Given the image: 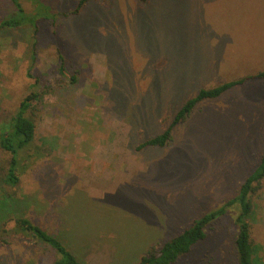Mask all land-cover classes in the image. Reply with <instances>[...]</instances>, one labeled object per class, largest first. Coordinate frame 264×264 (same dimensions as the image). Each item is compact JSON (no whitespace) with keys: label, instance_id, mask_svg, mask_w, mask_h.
<instances>
[{"label":"rangeland","instance_id":"1","mask_svg":"<svg viewBox=\"0 0 264 264\" xmlns=\"http://www.w3.org/2000/svg\"><path fill=\"white\" fill-rule=\"evenodd\" d=\"M47 2L59 15L39 22L35 63L29 28L0 30V128L33 85L41 94L21 181L0 184L17 200L0 210V264L55 260L17 217L85 264H138L233 199L264 156L259 78L197 103L166 146L138 149L200 90L264 72V0H90L77 15L79 0ZM14 12L0 0V19ZM252 200L264 264V180ZM237 213L229 208L175 264H239Z\"/></svg>","mask_w":264,"mask_h":264},{"label":"trees","instance_id":"2","mask_svg":"<svg viewBox=\"0 0 264 264\" xmlns=\"http://www.w3.org/2000/svg\"><path fill=\"white\" fill-rule=\"evenodd\" d=\"M30 1L32 3V8L27 10L23 7L20 0H10L14 5L15 12L6 18L0 19V30L29 28L32 31L31 60L35 63L38 53L39 22L42 20L54 22L59 13L52 8L47 0ZM89 1L90 0H79L72 14H79ZM141 1L146 2L147 0ZM59 61L61 65L60 71L66 73V64L64 56L61 53H59ZM34 68L35 66L30 67V77H33L32 72ZM258 78L264 79V72L200 90L196 97L189 99L180 108L167 129L157 136L145 141L138 149L147 146H166L172 140L174 128L190 115L197 103L206 99L218 98L231 88L243 85L248 80ZM35 86L36 85L32 86L31 92L23 98L17 111L7 122L3 123L0 128V184L10 189L17 187L21 181L19 154L27 149L35 138V118L38 113V106L41 103V94L35 89ZM263 180L264 156L261 158L254 172L240 184L237 194L233 199H230L222 206L204 214L201 218L194 221L190 228L185 229L163 246H153L149 252L141 258L138 264L177 263L181 257L191 252L196 243L206 239L207 227L218 218L225 215L227 210L234 205L238 206V213L235 218V224L238 226V234L235 243L239 264H259L251 240V218L254 212L252 195L261 188ZM16 201L13 194H0V210L5 207V210L8 209L9 205L14 204ZM1 219H3V217L0 216V220ZM16 224L17 228L22 233L32 236L54 252L55 260L53 264H85V262L69 250L56 236L52 235L48 230L34 224L31 220L24 217H17Z\"/></svg>","mask_w":264,"mask_h":264}]
</instances>
